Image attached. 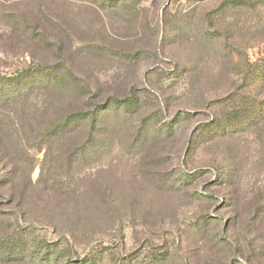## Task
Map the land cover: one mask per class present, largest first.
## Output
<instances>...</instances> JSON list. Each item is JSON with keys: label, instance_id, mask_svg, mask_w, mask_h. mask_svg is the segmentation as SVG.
Masks as SVG:
<instances>
[{"label": "rangeland", "instance_id": "1", "mask_svg": "<svg viewBox=\"0 0 264 264\" xmlns=\"http://www.w3.org/2000/svg\"><path fill=\"white\" fill-rule=\"evenodd\" d=\"M0 33L1 76L63 62L87 113L109 101L73 162L80 133L44 157L37 126L85 98L35 91L19 112L0 254L27 257L0 264H264V117L243 116L264 101V0H0Z\"/></svg>", "mask_w": 264, "mask_h": 264}, {"label": "trees", "instance_id": "2", "mask_svg": "<svg viewBox=\"0 0 264 264\" xmlns=\"http://www.w3.org/2000/svg\"><path fill=\"white\" fill-rule=\"evenodd\" d=\"M108 2L115 3L117 0H108ZM2 37H4V35ZM36 63L37 64H33V66L17 70L9 75H0V190L7 186V182L10 178L9 176L12 172V165L14 166L19 163V159L22 158V156L26 157L29 155L26 147H24V141L19 135L18 121H20L21 118V113L19 112H24L27 108V101L34 96L33 94H35V91L50 92L51 95L55 94V98H58V101H61V103H65L63 99L70 103L73 102L71 98L75 100L76 97L79 102L85 98V102L80 105V109L76 108L74 110H67L59 107L56 111H51V105L46 103L41 107V120L38 121L39 126L37 127H41V129L39 130L40 132L37 133L39 135L37 150H44V157L52 152V149L55 148L57 143H62L64 140L69 139L73 133H80V137H75L76 141L74 139L73 141L75 142L71 141L69 144L70 147H74L70 155L68 154L72 162L76 161V159L81 156L84 157L87 153L85 151L87 143L84 142V139L87 141V122H89L91 128H94L99 121V117L101 116L100 113L107 109V104L109 103V101L103 103L94 111L87 113V109H84L87 108L86 84H84V86L81 84V86H76L75 83H73L74 87L67 90V86L65 85L66 79L64 78L66 77L74 81L77 77L73 76L70 71L61 74V68L65 69L63 62L55 65H50L48 62ZM251 76L255 84L260 85L264 83V66L261 67V70L259 69L255 73L252 72ZM38 94L45 95L44 93ZM45 100L46 98L43 99V101ZM110 100L111 103L120 106L123 105L126 111L130 113L134 111L136 103L132 98L119 99L112 97ZM243 114L246 118L244 128H248L251 126V122H253L252 125L255 124L256 118L260 116L264 117V101H256L255 104ZM238 115L239 111L232 113L230 117L237 118ZM33 120L34 119H32V121ZM236 121L237 119H235V121L230 119V121L226 120L224 121L226 123L222 124L215 120L213 122L214 129H216L217 132L223 133L228 130L227 126L233 127L232 124ZM234 124L237 126L238 123ZM28 127V131L35 134L33 131L35 129L33 127L36 126L30 124ZM233 133H235V130L230 134ZM0 246L3 248L4 245L1 244ZM5 248L7 249L6 251ZM5 248L3 249V255L0 254V262L9 263L26 260L27 256H19L21 249L15 251L14 247L11 246H5Z\"/></svg>", "mask_w": 264, "mask_h": 264}]
</instances>
